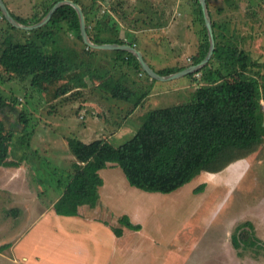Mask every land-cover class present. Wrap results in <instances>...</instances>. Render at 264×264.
Segmentation results:
<instances>
[{"label": "rangeland", "instance_id": "1", "mask_svg": "<svg viewBox=\"0 0 264 264\" xmlns=\"http://www.w3.org/2000/svg\"><path fill=\"white\" fill-rule=\"evenodd\" d=\"M50 1L52 0L9 2L13 5L14 13L30 17L42 13ZM79 1L86 7L93 5L91 29L97 23L96 20H99L100 36H120L126 41L135 40V47L144 51L146 60L156 70L188 66L190 57L197 51L204 36L203 23L199 12H195L197 7L195 8L194 0ZM207 8L210 17L223 25L220 27L217 24L215 28L218 36L211 55L212 60H228L235 68L258 75L261 82L260 101L264 109V0H208ZM0 27L10 29L1 16ZM12 31L28 34L15 29ZM219 32L223 34L220 35ZM62 40L77 50L83 47L81 40L72 32L62 31ZM95 51L89 57L104 66L105 59L99 51ZM117 69L124 70L123 66H118ZM102 71L105 72L106 68ZM129 72L138 77L141 83L147 84V74H136L132 69ZM193 76L197 78L195 74ZM179 79L182 81V78ZM173 87L160 93L157 102L153 98H147L141 111L152 106L163 107L195 100L188 96L191 90L175 92ZM0 90L11 104L1 115L6 126H11L15 131V144L10 156L27 161L25 166L12 172L16 176L25 175L28 187L35 189L43 201L55 198L63 189L65 179L72 170L75 158L67 147L66 138L76 136L83 141H89L106 137L111 133H107L108 129L103 126H110L112 130V126H117L131 108L129 102L123 104V101L115 99L113 103H96L103 110L88 106L87 111L84 109V100L89 95H101V92L105 94L94 85L81 89L74 97L65 94L51 99L49 94L33 87L29 79L7 73L1 65ZM107 96L110 97L109 94ZM20 111H24L27 119V127L23 129L16 122ZM133 121L134 126L130 124L132 131L128 130L127 125L124 132L108 138L110 142L118 145L130 138L141 123ZM21 134H24L23 144L18 138ZM262 136V142L251 153L230 162L222 171L203 170L204 172H199L170 192V197H155L150 200L154 204L151 205L153 209L150 207L152 210L147 223L150 234L156 235V238L157 235L164 237L171 233L173 236L178 233L191 237L184 240L188 244L191 239L194 244L192 247L185 246L186 252L181 255L187 260L182 264H264V132ZM110 172L126 179L118 163L116 169L111 168ZM6 173L7 171H0V177L6 176ZM201 182L205 183L204 191L193 192V187ZM116 183L121 184L119 179ZM23 184V181L17 183L18 186ZM136 189L144 191L138 187ZM6 195L5 191L0 193V209L4 204L7 205L6 199H14L13 195L10 198ZM173 201L176 203L167 205ZM148 205L150 206L149 201ZM7 209L0 212V245L14 236L13 228L20 218L19 210L13 215L7 213ZM246 220L251 222L252 227H248V230L251 239L256 242L235 248L231 243V233L238 224ZM176 230L177 233L173 234ZM173 236L160 243V246L155 244L156 259L162 257L174 244L179 248L181 241L173 242ZM109 245L112 243H108V247ZM153 248L150 245L151 254L154 252ZM156 259L155 263L151 261L150 264H160ZM173 262L175 260L171 264Z\"/></svg>", "mask_w": 264, "mask_h": 264}, {"label": "trees", "instance_id": "2", "mask_svg": "<svg viewBox=\"0 0 264 264\" xmlns=\"http://www.w3.org/2000/svg\"><path fill=\"white\" fill-rule=\"evenodd\" d=\"M3 1L7 5L6 0ZM56 1H50L42 13L30 17L10 12L19 22L31 24L44 16ZM73 1L81 5L86 30L94 42L135 44V40L126 41L120 36H100V21L96 20L93 29L90 25L93 5L86 7L79 0ZM194 2L195 12H199L203 23L204 36L190 57L189 65L199 62L209 46L200 2ZM0 16L10 28L0 27V65L3 70L18 78L29 79L33 87L46 92L51 99L65 94L74 97L81 89L94 85L111 97L129 102L131 111L149 93L151 83L144 85L129 72L132 69L136 74H147L131 51L112 48L113 69L89 57L95 50L106 49L91 48L82 40L79 17L70 3L60 4L45 23L31 29L10 23L1 8ZM211 24L216 41L215 28L217 24L223 25L212 18ZM13 29L28 34L13 32ZM62 31L74 33L81 40L82 49L77 50L64 42ZM118 66L125 69H117ZM184 67H164L157 72L168 74ZM103 68H106L105 72ZM244 70L221 59L213 61L210 57L196 70L200 72L199 79L203 84L196 88L194 101L152 108L132 136L118 145L107 138L83 141L79 137L68 136L67 147L75 161L60 196L53 203L54 210L60 214H76L78 205L96 199L101 180L98 169L109 161L118 163L130 184L144 190L170 192L202 170L218 172L230 162L251 153L263 140L264 109L260 101L258 75ZM191 74L194 73H188ZM146 76L155 80L148 74ZM10 105L0 90V165L5 166L18 165L21 161L10 156L15 144V131L6 126L1 116ZM26 121L24 111H20L16 122L21 129L27 127ZM18 138L23 144L24 134ZM204 186L205 183L201 182L193 191H202ZM18 209L11 207L7 213L14 215ZM119 220L131 228L140 227L132 224L126 215ZM248 227H252L251 222L243 221L231 233V243L235 248L255 244Z\"/></svg>", "mask_w": 264, "mask_h": 264}, {"label": "crops", "instance_id": "3", "mask_svg": "<svg viewBox=\"0 0 264 264\" xmlns=\"http://www.w3.org/2000/svg\"><path fill=\"white\" fill-rule=\"evenodd\" d=\"M9 1L6 0L7 7L12 10L13 5ZM141 51L145 58L144 51ZM235 52H240V50H235ZM100 53L105 59L104 67L112 69V56L114 53L111 48L100 51ZM227 62L231 64L230 61L227 60ZM123 68L125 69V67ZM179 78H182V81H179ZM146 82H150L152 86L141 104L125 114L120 123L116 124L117 126H112V130H110V126H103L104 129H108L107 133H111L103 138H112V136L124 132L128 128L127 125L129 126L128 130L132 131L130 124L134 126L133 120L142 122L148 112L155 108L152 106V108L144 110L145 112L141 111L147 98H153L157 102L160 93L167 92L166 90L171 86H174L173 91L175 92L185 90L188 92V90H191V93L188 92V96L195 98L196 88L199 84H203V81L193 76V74H185L171 79L152 80L147 78ZM171 82H174V84ZM88 97L84 100L85 110L88 106L103 110L96 103H113L115 99L127 104L125 100L108 97L107 93L103 94L102 92L101 95L96 93ZM132 117L135 119H131ZM26 162L21 160L18 165H13V167L0 165V171H7L6 176L0 177V193L3 194L5 191L9 198L12 195L14 197L13 200L6 199L7 205L4 204L0 212H5V209L11 207H18L20 211V218L13 228L12 234L14 236L0 245V264H146V262L150 264L151 261L155 263V244L160 246V243L173 236L172 233L164 237H162L163 235H157L158 239L155 237L156 235L153 234V236L147 230L149 213L154 208L151 206L154 204L150 200L155 197H170V192H173V190L161 192L140 188L144 191H139V189H136L137 187L130 186L131 184L126 177L124 179L120 175L111 174L110 169H116L117 163L109 161L98 169L101 180L97 186L96 199L78 205L76 214H60L54 210L53 203L60 196L63 189L54 199L47 200L44 197L46 200L43 201L35 189L31 190L28 187V180L25 175L23 177V175L16 176L13 174V170L25 166ZM118 179L121 183L119 185L116 183ZM18 181H23L25 184L18 186ZM121 186L122 188L119 189ZM24 188L25 190H23ZM27 192L29 193L27 194ZM28 196H31L29 200H27ZM29 201L31 202L28 203ZM174 203L176 201L167 205ZM122 215H126L132 224H138L140 227L134 229L120 222L119 218ZM175 233H177V230L173 232V234ZM173 237V242H175L174 240L181 241L179 242V248H176V245L172 243L174 245L170 247L171 250H166L162 257L156 259L160 264H171L172 260H175L173 264H182L183 261L187 260L181 254H185V246H193L194 243L191 239L188 240V244L187 241H184L191 237L178 233ZM108 243H112V245L108 247ZM149 243L154 246L153 254L149 252Z\"/></svg>", "mask_w": 264, "mask_h": 264}, {"label": "water", "instance_id": "4", "mask_svg": "<svg viewBox=\"0 0 264 264\" xmlns=\"http://www.w3.org/2000/svg\"><path fill=\"white\" fill-rule=\"evenodd\" d=\"M200 5H201V10L204 18V24L207 29V34H208V40H209V46L207 49V52L205 56L197 63L190 64L182 69H179L177 71L168 73V74H160L155 70L149 63L148 61L144 58L143 53L141 50H139L137 47H135L134 44L131 43H116V42H104V43H96L94 42L91 37L89 36L86 26H85V19H84V13L81 8V6L73 1V0H57L51 7L50 9L45 13L44 16H42L38 21L31 23V24H26L19 22L10 12L9 8L5 4L3 0H0V8L3 13V15L6 17V19L12 23L13 25L24 28V29H31L34 27H38L45 23L49 17L51 16L52 12L55 10L57 6H59L62 3H70L77 11L78 17H79V22H80V33L82 40L90 47H95V48H100V49H112V48H121V49H126L131 51L136 58L138 59L142 69L151 77L155 79H171L175 78L177 76L185 75L190 72H195L197 69L202 67L211 57V55L214 52V47H215V39H214V34H213V29H212V24H211V17L209 15V11L207 8V1L206 0H199Z\"/></svg>", "mask_w": 264, "mask_h": 264}, {"label": "built area", "instance_id": "5", "mask_svg": "<svg viewBox=\"0 0 264 264\" xmlns=\"http://www.w3.org/2000/svg\"><path fill=\"white\" fill-rule=\"evenodd\" d=\"M194 74L197 76V78H200V72H196V71H195Z\"/></svg>", "mask_w": 264, "mask_h": 264}]
</instances>
